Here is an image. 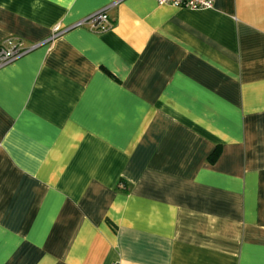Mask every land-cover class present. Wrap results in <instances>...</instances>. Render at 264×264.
I'll list each match as a JSON object with an SVG mask.
<instances>
[{
    "label": "crops",
    "instance_id": "crops-1",
    "mask_svg": "<svg viewBox=\"0 0 264 264\" xmlns=\"http://www.w3.org/2000/svg\"><path fill=\"white\" fill-rule=\"evenodd\" d=\"M210 1L0 0L36 45L0 65V264H264V0Z\"/></svg>",
    "mask_w": 264,
    "mask_h": 264
},
{
    "label": "built area",
    "instance_id": "built-area-1",
    "mask_svg": "<svg viewBox=\"0 0 264 264\" xmlns=\"http://www.w3.org/2000/svg\"><path fill=\"white\" fill-rule=\"evenodd\" d=\"M159 4H168L174 7H183L189 9H207L212 7L210 0H157ZM88 26L94 31H104L111 26L110 19L105 9L96 11L91 15L76 21L68 26L56 25L51 33L50 39L63 33L65 30L72 27ZM49 39V40H50ZM36 45H24L19 40L7 38L0 44V65H4L25 54ZM111 264H121L119 261H113Z\"/></svg>",
    "mask_w": 264,
    "mask_h": 264
}]
</instances>
